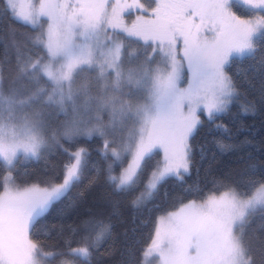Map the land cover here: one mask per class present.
Returning <instances> with one entry per match:
<instances>
[{
  "label": "snow or ice",
  "instance_id": "obj_1",
  "mask_svg": "<svg viewBox=\"0 0 264 264\" xmlns=\"http://www.w3.org/2000/svg\"><path fill=\"white\" fill-rule=\"evenodd\" d=\"M0 4L12 23L30 30L25 42H12L16 75L7 89L0 66V264H51L57 256L64 257L60 264H89L109 230L102 220L83 221V243L71 247L66 240L67 252L46 250L32 238L89 166L86 148L71 151L62 141L102 139L106 165L97 172L114 191L135 193L134 208H146L168 179L183 181L190 173V139L203 123L200 114L215 123L240 97L229 68L255 60L264 42V0ZM239 5L245 15L234 10ZM132 11L141 14L129 26L125 15ZM259 67L264 71V60ZM18 81L26 85L17 87ZM53 147L68 157L62 171L43 182L17 183V164L38 161ZM157 150L162 157L146 171ZM220 186L157 216L140 264H257L245 229L254 215L264 216V178Z\"/></svg>",
  "mask_w": 264,
  "mask_h": 264
},
{
  "label": "trees",
  "instance_id": "obj_2",
  "mask_svg": "<svg viewBox=\"0 0 264 264\" xmlns=\"http://www.w3.org/2000/svg\"><path fill=\"white\" fill-rule=\"evenodd\" d=\"M3 7L0 4V66L3 68V87L7 89L16 75L12 42H25L30 30L28 26L12 23ZM234 10L238 14H246L242 5ZM135 13L137 15L139 12L126 14L125 22L132 23ZM136 47L135 43L131 45L133 49ZM258 49L255 60L236 61L229 68L230 75L234 76L239 86L241 101L250 104L252 111L245 113L239 102H233L229 111L215 123L208 121L201 113L203 123L190 139V173L184 176L183 181L168 179L160 187L155 201L146 208H134L131 200L135 193L114 191L106 176L97 172L96 166L106 165L100 155L102 139L81 138L78 143L71 145L62 141L64 147L71 151L79 147L86 148L89 153V166L85 169L82 180L54 204L33 229L32 238L43 244L46 250L67 252L65 241L70 240L71 247L82 244L85 235L82 222L96 218L108 225L109 230L92 248L89 264H140L141 252L151 241L157 216L171 210L174 205L178 206L181 200H199L213 190L222 191L221 182L243 186L250 178H264V93L261 92L264 71L259 67L260 61L264 60V42L258 44ZM245 73L247 79L244 78ZM24 85L26 81H18L16 86ZM63 119L61 116L52 121L49 134ZM104 120L107 121V118ZM218 124L224 125V128H217ZM157 156L158 153L153 155L146 171L156 163ZM67 159L62 149L53 147L45 151L38 161L21 160L14 170L17 183L49 180L62 171ZM115 170L118 174L120 169L117 166ZM73 229L76 231L73 232ZM245 239L251 245L257 264H262L264 216L256 214L250 218L245 229ZM62 259L64 257L57 256L51 264H60ZM76 264L83 262L77 260Z\"/></svg>",
  "mask_w": 264,
  "mask_h": 264
},
{
  "label": "rangeland",
  "instance_id": "obj_3",
  "mask_svg": "<svg viewBox=\"0 0 264 264\" xmlns=\"http://www.w3.org/2000/svg\"><path fill=\"white\" fill-rule=\"evenodd\" d=\"M234 2H235V0H234ZM141 13L139 12L137 15H140ZM135 15H136V13H135ZM137 15H136V17H137ZM136 17H135V19H134V21L136 20ZM133 23V22H132ZM132 23H127L129 26L132 24ZM234 102H239L240 104H241V107H242V109H243V106L244 105H249L248 103H246V102H242L241 101V99H240V97L236 100V101H234ZM252 111V107H251V109L249 110V112H251ZM103 118H107L108 119V117L104 114V117ZM157 153H158V156H157V160H159L161 157H162V153H160L159 152V150H157ZM126 166V165H125Z\"/></svg>",
  "mask_w": 264,
  "mask_h": 264
}]
</instances>
